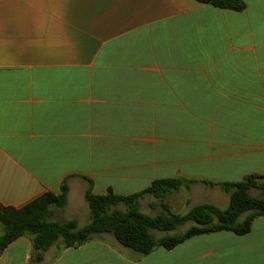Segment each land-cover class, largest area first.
<instances>
[{
    "label": "crops",
    "instance_id": "1",
    "mask_svg": "<svg viewBox=\"0 0 264 264\" xmlns=\"http://www.w3.org/2000/svg\"><path fill=\"white\" fill-rule=\"evenodd\" d=\"M243 1L234 11L195 0H0V206L66 182L51 219L83 226L88 188L128 196L182 178L188 189L164 202L185 213L223 209L221 183L264 176V0ZM137 207L162 211L152 194ZM36 255L21 236L0 264H264V216L245 234H197L147 254L104 234Z\"/></svg>",
    "mask_w": 264,
    "mask_h": 264
},
{
    "label": "trees",
    "instance_id": "2",
    "mask_svg": "<svg viewBox=\"0 0 264 264\" xmlns=\"http://www.w3.org/2000/svg\"><path fill=\"white\" fill-rule=\"evenodd\" d=\"M214 7L242 11L243 0H195ZM190 182V180H188ZM229 192L228 205L221 209L212 204H199L185 213H175L164 202L166 196L181 187L188 189L182 178L153 181L147 188L132 195H117L111 189L95 194L91 188L84 193L89 207V221L78 226L75 220L51 219V206L62 208L67 201L68 186L63 182L57 194L47 192L20 207L0 206V255L15 239L31 238L32 248L41 259V252L57 244L76 246L90 239L111 235L115 241L139 254H147L157 246L171 248L188 237L213 231L228 230L236 234L247 233L255 218L264 216V176L249 174L236 182L221 183ZM254 190H259L256 195ZM144 194H152L161 201L162 212L147 215L139 211L137 200ZM124 205V209L118 207ZM192 222L181 233L157 237L155 230L169 232L186 222Z\"/></svg>",
    "mask_w": 264,
    "mask_h": 264
},
{
    "label": "rangeland",
    "instance_id": "3",
    "mask_svg": "<svg viewBox=\"0 0 264 264\" xmlns=\"http://www.w3.org/2000/svg\"><path fill=\"white\" fill-rule=\"evenodd\" d=\"M253 193L254 194H258L259 193V190H254L253 191ZM166 203V202H165ZM175 209H177V208H175ZM182 207L181 208H179L178 210H176V212H181L182 211ZM162 212V211H161ZM191 223L192 222H186V223H184L183 225H181L179 228H177V230L174 232V233H181V232H183L185 229H187L190 225H191ZM193 224V223H192ZM0 232H1V227H0ZM156 232V235H158L160 232H158V231H155Z\"/></svg>",
    "mask_w": 264,
    "mask_h": 264
}]
</instances>
